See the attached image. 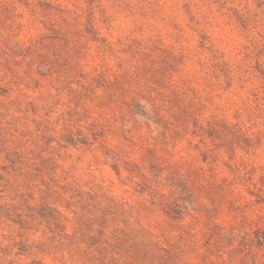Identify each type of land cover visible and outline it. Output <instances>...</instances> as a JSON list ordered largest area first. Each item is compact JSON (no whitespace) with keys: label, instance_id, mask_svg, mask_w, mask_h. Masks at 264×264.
<instances>
[{"label":"rangeland","instance_id":"obj_1","mask_svg":"<svg viewBox=\"0 0 264 264\" xmlns=\"http://www.w3.org/2000/svg\"><path fill=\"white\" fill-rule=\"evenodd\" d=\"M0 264H264V0H0Z\"/></svg>","mask_w":264,"mask_h":264}]
</instances>
